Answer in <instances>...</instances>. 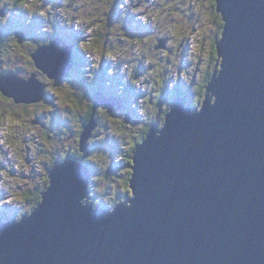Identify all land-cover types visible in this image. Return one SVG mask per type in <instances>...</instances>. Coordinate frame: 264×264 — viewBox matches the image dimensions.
<instances>
[{
  "label": "water",
  "instance_id": "95a60500",
  "mask_svg": "<svg viewBox=\"0 0 264 264\" xmlns=\"http://www.w3.org/2000/svg\"><path fill=\"white\" fill-rule=\"evenodd\" d=\"M215 8L219 70L199 111L176 98L163 128L136 146L129 202L112 211L84 205L89 168L66 160L49 172L32 213L0 223V264H264V0H215ZM72 50L54 39L31 58L63 81ZM43 88L34 77L0 78L17 104L42 101ZM98 100L120 110L117 99Z\"/></svg>",
  "mask_w": 264,
  "mask_h": 264
},
{
  "label": "rangeland",
  "instance_id": "374dc122",
  "mask_svg": "<svg viewBox=\"0 0 264 264\" xmlns=\"http://www.w3.org/2000/svg\"><path fill=\"white\" fill-rule=\"evenodd\" d=\"M26 14L28 18H36L44 31L46 28V32L54 31L67 38L68 46L75 44V41H81V45L74 48L90 55L85 59L87 67L67 61L69 66L61 77L64 81L70 77L72 66L75 80L94 72L101 76L102 84L109 93L132 97V100L127 101L126 109L133 118L123 113L120 114V119L103 114L106 122L101 124L102 118L98 116L97 128L93 129L96 131L91 134V137L97 134L96 138L90 137L87 142L91 148L96 141H102L99 142L101 147L94 145L93 154L86 158L92 160L94 166L91 168L88 165L90 180L87 194L95 206L107 208L115 201L116 192L124 187L123 182L114 180L116 185L114 184L111 193L106 196L95 195L91 185L100 184L98 175L106 182L111 181V167H115V163L125 165V152L130 149V145L135 146L151 121L159 120L157 122L160 125L156 127L163 128L164 123L160 121L161 111L173 102L171 97L175 94L174 89L189 92L191 107L198 111L201 109L205 88L210 82L208 75L216 71V66L219 70L220 62L214 56L217 53L213 40L219 32L218 25L223 24V19L216 12L215 0H30ZM57 50L59 52L60 48ZM13 55L14 53L3 56L0 71L12 70L19 75L23 70H18V57L12 58ZM103 56L106 57L105 60H102ZM75 57L73 52L72 59L75 60ZM42 73L39 77L45 82H53L54 92L58 91L60 98L69 100V110L73 116L76 111L81 110L78 105L85 106L86 102L81 104L79 97L67 95V84L60 89L59 85L64 81L49 78L43 71ZM74 76L68 83L75 82ZM17 77H27L26 80H29L32 76L25 74ZM41 85L44 86L45 93L47 86ZM0 96V185L3 186L0 189V203L8 202L15 212L30 214L33 203H36L31 198L41 192L52 161L58 154L63 157L67 154L64 147L71 144V139L69 137L65 140L63 134L69 135L70 131L82 132V126L80 122H76L77 127L74 128L71 122L72 126L54 129L56 133L65 130L63 134L55 135L53 130L48 132V136H42L30 122L16 119L7 112L5 114V110L10 109L6 105L7 99L12 102V98L2 94ZM59 97L56 98L57 108L62 110ZM97 97L101 98L100 94L94 95L96 104L106 106L110 114L118 112L108 102L101 103ZM35 105L37 104L30 103L28 106L17 107L31 111ZM16 112L23 113L22 110H15ZM7 125L10 128L6 129ZM111 152H116L115 162L109 166L108 156L112 157ZM95 173H98L96 181ZM103 185L107 183L104 182ZM26 194H30V199L25 197ZM129 195L131 198V193ZM101 199L105 201L100 203ZM2 207L0 206V211Z\"/></svg>",
  "mask_w": 264,
  "mask_h": 264
},
{
  "label": "flooded vegetation",
  "instance_id": "af4514ba",
  "mask_svg": "<svg viewBox=\"0 0 264 264\" xmlns=\"http://www.w3.org/2000/svg\"><path fill=\"white\" fill-rule=\"evenodd\" d=\"M29 1L30 0H0V62L2 61L3 56L4 57L9 56L11 53H14L12 58H14L15 56L18 57L16 66L18 67V70L22 69L24 73V74L20 73L19 75H17L12 70L0 71V78L9 76V75H14V74L20 77L21 75L27 74L28 77L32 76L34 77V79H36L40 83L47 86V90L45 89V96L43 100L38 102L37 105L33 106L34 109L31 111H27V108L17 107L18 105H23L22 107H24V105L28 106V104H21V103L17 104L15 103L13 99H12V102H9L11 100L7 99L8 101L6 105L10 106V109H6L5 114L7 112L13 115L14 117H16V119L25 120L26 122L27 121L30 122L31 125H34L36 129L40 133H42V136H48V132H52L54 130V126L52 123L55 121L58 124L59 123H61L62 125L65 124V126L71 125L68 122H72L74 124L73 125L74 128L77 127L75 123L80 122V125L82 126L81 129H83L84 125H86L85 123H87L86 121L91 115L90 113L93 112L94 95L97 94L98 92H102L107 97H113V94L109 93L106 89H103L102 91H98V88L103 86L102 81L100 79L101 76L99 74L91 72L89 74H85V76L82 79L78 77L77 80H75L74 71H73L74 68L71 67L70 72H69V74L71 73L70 77L67 78L68 79L67 81L63 80L64 82L62 81L63 83H61L59 87H61L60 89H62L63 86L67 84L68 87L65 89L67 95L73 98H76V96L79 97L81 104L83 103V101L86 102L84 107L81 105H78L81 108V110L76 111L74 116L71 114V111L69 110V106H70L69 100L67 98H60L58 91L54 92L53 87H55V85L53 82H50V83L45 82L43 81V79L39 77L43 73L35 65V63L32 61V58H31V55L38 48H42V47L46 48L52 43L54 39H61L63 36H61V34L59 33H54V31L46 32L47 31L46 28L44 31V28H42V26H39L38 20L36 18H34L33 16L29 18L27 17L26 8H27ZM61 41L65 45H68L67 38L63 37ZM75 42H76L75 44H70L71 46L73 45V50H74L73 52L75 53V56H76L73 64L75 63L78 64L79 62L82 67H87V62L85 59L88 57L87 55L89 54H85L81 52L80 50L75 49L74 47L76 45H81L82 43L81 41H75ZM72 76H74L73 79L75 80V82L68 83L72 79ZM20 79L26 80L27 77L25 78L20 77ZM45 79L47 81H50L48 80L46 76H45ZM0 94L2 93L0 92ZM116 95H119V94H116ZM58 97L60 99V102L63 105L62 110H58L57 108L56 98ZM119 97L121 98V96ZM122 99H123L122 103H124V98L122 97ZM90 106H92V108ZM170 107L171 105H169L166 108V110H169ZM126 108L127 106L123 105L120 111L113 112L114 114H110L106 106L102 105L98 107L96 111L94 112V121L96 123V128L98 125V116L102 118L101 124H103L104 122H106V120H104V118L102 117L103 114L107 115L108 117L111 116L114 119H120L121 118L120 114L121 115L122 113L123 115L128 114L127 112L128 110ZM15 110H22L23 113H19V112L15 113ZM27 115H29L31 118H29ZM157 121L159 120L150 122V125L148 124L147 126L150 128L152 125H160V123H158ZM160 121H162V124L164 123V116L160 118ZM8 128H10V125H7V129ZM64 131L65 130H62V132H59V133L63 134ZM95 131L96 130H94L93 133ZM80 133H81L80 131L79 132L70 131L69 135L63 134V136L65 137V140H67L69 137L71 139V144L69 146L64 147V149L67 151L66 155L69 157L71 156L70 158L68 157L66 159H71L73 154L79 153L78 143H79ZM96 135L97 134L93 135L92 137L96 138ZM57 138H60V136H57ZM129 143L132 144L130 140H129ZM133 148L134 147L132 144L130 145V149L127 152H125L124 159L126 161L130 159V154H132ZM89 149L90 148H88V153L84 154L85 156L80 153L79 154L82 155L83 158L85 157L86 159L87 156H90L89 154H91L89 153ZM115 153L116 152L112 153L113 155L112 157L108 156L109 166H112L114 164ZM83 158L81 160L82 162H84ZM88 165L92 166L90 164ZM110 175H113L109 177V179L111 180L110 182H106L105 179H102V177L98 175L99 176L98 182H100V184L96 185L92 191L95 195L103 194L106 196L109 193H111L110 191L111 188L114 187V184L116 185L114 180H117V181L119 180L123 182V185H126V187H128L129 179L127 180V182H126V179L130 175V166L126 167V165L122 166L119 163H116L114 168L113 166L111 167ZM104 182L107 183V185H103ZM123 192L124 193L120 191L116 192V196L114 197L115 201L111 203L110 207H113L117 203L126 202L129 199L128 196L127 197L123 196V194H125L126 191H123ZM87 199L90 201L89 194L87 195Z\"/></svg>",
  "mask_w": 264,
  "mask_h": 264
},
{
  "label": "trees",
  "instance_id": "16d2710c",
  "mask_svg": "<svg viewBox=\"0 0 264 264\" xmlns=\"http://www.w3.org/2000/svg\"><path fill=\"white\" fill-rule=\"evenodd\" d=\"M114 1H116V0H114ZM112 7H113V5H112ZM222 26H223V24H221L220 23V25H218V29H219V32L217 33V35L214 37V42H215V44H217V42L219 41V39H220V34H221V30H222ZM215 51H216V46H215ZM172 56V55H171ZM214 56H216V58H217V61H219L218 60V57H217V54L216 55H214ZM174 57V56H173ZM76 58V57H75ZM103 58H106L105 56H103ZM80 61V60H79ZM78 64H80L79 62H78ZM81 65V64H80ZM217 68V66L214 68V70ZM213 70V71H214ZM212 74V73H211ZM208 77H209V79H210V77H211V75L209 76L208 75ZM207 77V78H208ZM102 85V84H101ZM103 89H105L104 88V85L103 86H101L100 88H98V91H102ZM176 90V89H175ZM179 89H177V92L175 93L176 95L179 93H181L180 91H178ZM202 92V90L200 91V93ZM102 93V92H101ZM196 95H197V93H195ZM200 95V94H199ZM126 100H129L128 98H125L124 99V103H125V101ZM189 100L190 101H188V103H191L192 102V100H191V98H189ZM124 103H122L123 105H125ZM133 105V104H132ZM193 105H194V103H193ZM168 110H164L163 111V115H161V117H163L164 116V114L167 112ZM91 115H92V113H90ZM91 115H90V117L89 118H91ZM89 118H88V120L86 121L87 123L89 122ZM151 122H153V121H151ZM69 124H71L72 125V123L71 122H68ZM87 123H85V124H87ZM53 124V126H54V129H56V128H58V129H62L63 127H61L60 128V126H65V124L64 125H62L61 123H57L56 121L55 122H53L52 123ZM51 124V125H52ZM149 125H150V123H149ZM85 126V125H84ZM147 128L144 130V132L142 133V136H140L139 137V139H138V142L135 144V146L137 145V144H140L144 139H145V137H146V135L145 134H148V132H149V127L148 126H146ZM56 130H54V133L53 134H55V135H57L58 133H56L55 132ZM61 132H62V130H60ZM59 131V132H60ZM53 132V131H52ZM145 133V134H144ZM79 140H80V136H79ZM94 145H97V147L98 148H100V144H99V142L97 143H95ZM93 145V146H94ZM92 146V147H93ZM134 145H133V147H135ZM90 148L89 149V153H91V154H93V148ZM115 147V146H114ZM78 149H79V143H78ZM133 150H134V148H133ZM133 153V152H132ZM82 154V153H81ZM91 154H89V155H91ZM59 156L56 158V159H54V161H52V163H51V167H50V169H49V171H48V173L55 167V166H57L58 164H62L63 162H65L66 160V158H68L69 156H67V155H65L64 157H63V155H60V154H58ZM82 155H84V154H82ZM82 155H80L79 153L78 154H73L72 155V160L74 159L75 161H81L82 160V158H83V156ZM85 156V155H84ZM71 157V156H70ZM69 157V158H70ZM132 158V154H130V159L128 160V161H125V165H126V167H128V166H130V164H131V159ZM83 161H84V164L86 163H88V164H90V165H92V166H90L91 168L93 167V164H92V160H89V159H85V157L83 158ZM115 162V161H114ZM81 163H83V162H81ZM85 164V165H86ZM90 167H88V168H90ZM2 168V167H1ZM94 168V167H93ZM113 168H114V166H113ZM95 170V169H94ZM131 175V174H130ZM130 175H129V177L126 179V182H127V180L130 178ZM95 181H96V179H97V173H95ZM47 179H48V176H47ZM46 179V183L42 186V188H41V192H39L38 193V195H34L32 198H31V200H36V203H33V210H31L32 212L35 210V208H37V206L40 204V202L42 201V194L44 193V192H46L47 191V189H48V187H49V180H47ZM98 179H99V177H98ZM95 183V182H94ZM128 183H129V180H128ZM91 184H93V182L91 183ZM95 184H93V185H91V189H92V191H93V188H95ZM0 189H3V186L2 185H0ZM123 191H126V193L125 194H123V196H125V197H127L128 196V198L130 197V195L128 194V193H130L129 192V189H128V187H126V185H124V187L122 188V190L120 191V192H122V193H124ZM27 195H28V197H27ZM25 197L27 198V199H30V194H26L25 195ZM86 199H87V197H86ZM104 202L105 201V199H101L99 202L101 203V202ZM87 202H89L90 203V201L89 200H87ZM99 202H97L98 204H99ZM3 205V212H0V223H3V222H5V221H8V220H13V219H15V220H21L23 217H25V216H27V215H29V214H25V213H20V212H15L16 210L14 209V208H12L11 207V205H10V203H2ZM8 204V205H7ZM110 207V206H109ZM6 208V209H5ZM108 208V207H107ZM32 212H30V213H32ZM2 213V214H1Z\"/></svg>",
  "mask_w": 264,
  "mask_h": 264
},
{
  "label": "clouds",
  "instance_id": "9594fccd",
  "mask_svg": "<svg viewBox=\"0 0 264 264\" xmlns=\"http://www.w3.org/2000/svg\"><path fill=\"white\" fill-rule=\"evenodd\" d=\"M61 40V39H60ZM220 40V39H219ZM102 60H105V58H102ZM219 60V59H218ZM172 64H174V63H172ZM217 69V68H216ZM113 74H115V73H113ZM209 84V83H208ZM208 84H207V86H208ZM207 86H206V88H207ZM129 89H130V91L132 90V88L129 86L128 87ZM206 88H205V93H206ZM178 91H180L181 93L179 94H174L171 98L173 99V102L170 104L171 105V107H172V104L174 103V101H175V99L176 98H179V99H182V100H184L185 101V104H186V106H192V105H190L189 103H188V101H190L189 100V98H190V93L189 92H187V91H184V90H182V89H179ZM173 92H177V90H175L174 89V91ZM98 94H100V96H102V98H106V99H117V100H119V103H120V110L122 109V106H123V104H122V101H123V99H122V97L125 99V98H128V99H131L132 100V97H125V96H122L121 94H119V95H116V94H113V97H107V96H105L103 93H101V92H98L97 94H96V96L98 95ZM202 95H203V93H202ZM119 96H121V98L119 97ZM130 96V95H129ZM134 96H136V94H134ZM204 97H205V94H204ZM168 98H170V97H168ZM192 100V99H191ZM204 100V99H203ZM128 100H126V103H125V105L128 107V102H127ZM203 102V101H202ZM22 104V103H21ZM202 104V103H201ZM93 105H95V102H94V104ZM100 106H102V105H100ZM99 106V107H100ZM201 106V105H200ZM171 107H170V109H171ZM93 109H94V106H93ZM170 109L165 113V115H164V122H165V116L169 113V111H170ZM119 110V111H120ZM131 111L133 110L132 109V107H131V109H130ZM166 110V109H165ZM96 111V110H95ZM191 111L194 113V112H197L198 110L197 109H195V108H193V107H191ZM93 113V112H92ZM163 112L161 111V114H162ZM94 115V114H93ZM129 115V114H128ZM132 115H129V117L130 118H133V117H131ZM93 118H94V116H93ZM86 126V125H85ZM84 126V127H85ZM157 126V125H156ZM153 127V125L149 128V130L151 129ZM84 129V128H83ZM82 129V130H83ZM93 133V132H92ZM81 134H82V132L80 133V136H81ZM91 137V136H90ZM91 139V138H90ZM97 143L98 142H101L102 143V141H96ZM95 142V143H96ZM89 145L87 144V147H88ZM135 148H136V146L134 147V150H135ZM88 149V148H87ZM134 150L132 151V152H134ZM78 152H79V149H78ZM80 153V152H79ZM87 153V152H86ZM113 153V152H112ZM81 154V153H80ZM82 154H85V153H82ZM132 155H133V153H132ZM113 156V155H112ZM132 159V158H131ZM66 160H72V159H66ZM78 162H82V161H78ZM115 165H116V163H115ZM131 165V164H130ZM87 166H88V164H87ZM130 174H131V171H130ZM128 189H129V185H128ZM129 191H130V189H129ZM130 193H131V191H130ZM132 195V194H131ZM132 198V197H131ZM131 198H129V200L131 199ZM87 202V201H86ZM85 201H83V204L84 205H93L94 207H98V206H95L96 204H94L93 202H87L86 203ZM126 203V202H125ZM100 207H102L101 205H99ZM116 205H114L113 207H108V208H105L107 211H112L113 210V208L115 207Z\"/></svg>",
  "mask_w": 264,
  "mask_h": 264
},
{
  "label": "bare ground",
  "instance_id": "6f19581e",
  "mask_svg": "<svg viewBox=\"0 0 264 264\" xmlns=\"http://www.w3.org/2000/svg\"><path fill=\"white\" fill-rule=\"evenodd\" d=\"M73 51V50H72ZM50 60L51 61H53L54 62V66L55 67H57V68H59L61 65H62V63H63V60H62V63H61V59H59V57H58V59L56 58V57H51L50 58ZM69 62H70V64H73V62H74V60L72 59L71 61H70V59L68 60ZM77 62V61H76ZM35 64H36V62H35ZM39 82V81H38ZM42 84V83H41ZM14 91H16V90H14ZM101 98H102V96H101ZM153 126H156V125H153ZM2 129V128H1ZM6 129H7V126H6ZM159 132V131H158ZM4 175V174H3ZM4 177H6L5 175H4ZM87 195L88 194H86V197H87ZM8 205V204H7ZM6 209V208H5ZM2 214V213H1Z\"/></svg>",
  "mask_w": 264,
  "mask_h": 264
}]
</instances>
